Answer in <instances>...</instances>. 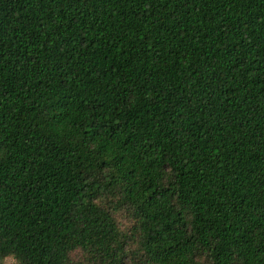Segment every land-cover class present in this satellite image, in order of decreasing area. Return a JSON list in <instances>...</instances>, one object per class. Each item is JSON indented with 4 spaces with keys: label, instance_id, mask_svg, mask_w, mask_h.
<instances>
[{
    "label": "trees",
    "instance_id": "obj_1",
    "mask_svg": "<svg viewBox=\"0 0 264 264\" xmlns=\"http://www.w3.org/2000/svg\"><path fill=\"white\" fill-rule=\"evenodd\" d=\"M5 258L264 264V0H0Z\"/></svg>",
    "mask_w": 264,
    "mask_h": 264
},
{
    "label": "rangeland",
    "instance_id": "obj_2",
    "mask_svg": "<svg viewBox=\"0 0 264 264\" xmlns=\"http://www.w3.org/2000/svg\"><path fill=\"white\" fill-rule=\"evenodd\" d=\"M115 219H116L119 227L123 231H125L130 225V222L127 219V217L125 216L124 212L116 214ZM70 257L72 258V260H76L77 258H79V255L77 253H72L70 255ZM3 264H13V261H12L11 258H5L4 261H3Z\"/></svg>",
    "mask_w": 264,
    "mask_h": 264
}]
</instances>
